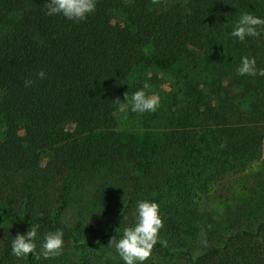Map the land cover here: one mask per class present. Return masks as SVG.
Here are the masks:
<instances>
[{"label": "trees", "instance_id": "1", "mask_svg": "<svg viewBox=\"0 0 264 264\" xmlns=\"http://www.w3.org/2000/svg\"><path fill=\"white\" fill-rule=\"evenodd\" d=\"M189 1L162 10L157 0H96L77 23L47 16L48 0H0V264H123L108 245L138 199L157 203L162 219L150 259L264 264V77L236 75L243 56L264 68V34L228 35L240 12L264 18V0ZM151 62L179 68L185 91L154 142L117 133L114 114ZM256 155L257 172L230 174ZM86 192L94 208L71 227L62 213ZM34 225L37 252L63 230L59 256L11 254V238Z\"/></svg>", "mask_w": 264, "mask_h": 264}, {"label": "clouds", "instance_id": "2", "mask_svg": "<svg viewBox=\"0 0 264 264\" xmlns=\"http://www.w3.org/2000/svg\"><path fill=\"white\" fill-rule=\"evenodd\" d=\"M47 16H62L73 21H85L96 9V0H48L44 5ZM225 27L228 26V22ZM264 34V18L256 16L250 12H240L237 19L231 23V31L228 35L235 41L244 43L247 38H257ZM236 75L260 76L264 77V68H257L254 57H241L240 63L236 68ZM46 73L40 70L36 73L37 80H43ZM34 81L27 79L24 87L33 85ZM151 85L144 82L142 87L135 91L125 93L123 102L118 98L114 101V114L117 117L129 113L143 116L146 113H155L160 100L150 94ZM133 223L131 226L124 227L121 237L110 240L108 247L115 248V252L123 264H146L153 247L158 243V233L162 228V219L157 203L148 199H138L135 207L130 213ZM38 226L34 225L24 234H17L11 238V254L16 258L27 257L31 254L39 260H45L59 256L63 250L64 232L62 229L48 232L42 239L39 252L36 251V241ZM160 243H164L160 241ZM201 245L208 246L205 234L201 233Z\"/></svg>", "mask_w": 264, "mask_h": 264}, {"label": "rangeland", "instance_id": "3", "mask_svg": "<svg viewBox=\"0 0 264 264\" xmlns=\"http://www.w3.org/2000/svg\"><path fill=\"white\" fill-rule=\"evenodd\" d=\"M189 2V0H157L156 4L158 8L167 10L175 6L186 7ZM179 70V68H176L175 74L173 75L170 70H165L159 63L156 62H151L136 68V71L130 81L131 90L134 91L142 87L144 82H148L151 85L150 94H154L159 98L160 106L155 113H146L143 116L129 113L125 118L124 116L117 117L115 115L117 121V128L115 131L119 134L141 136L144 137V139L154 142L157 139V135H160L162 130L167 127L165 126L167 124H161L162 117L168 116L170 120L172 119L173 110L170 108V105L174 102L173 96L177 99H181L183 95L185 96L183 88L177 85L178 81H182L183 75V72H179L177 74ZM185 74H187V72ZM173 108L176 109V107ZM195 124H197V122H194V125ZM3 131L4 129L0 122V140L2 139L1 136ZM259 161L260 159L256 155L255 158L246 162L245 170H242L241 167L236 168L230 174H235L236 178L239 179L244 177V175L248 172H257L259 169ZM50 167L55 169L52 165H50ZM236 187L238 186H234L231 191L230 197L232 199L235 198L234 196L240 195L238 188ZM79 197L80 199L76 204L69 206L62 213V220L71 227H75L77 225L80 216H83L84 213H87L94 208L88 192L80 194ZM212 210L218 211L219 208L215 206ZM197 254L198 252H194V256ZM86 255L87 253H71L70 256L74 261H81L87 258ZM95 255L101 258L103 257L101 252L95 253ZM147 263L184 264L182 261L176 263H160L158 260H152L150 258L147 260Z\"/></svg>", "mask_w": 264, "mask_h": 264}]
</instances>
